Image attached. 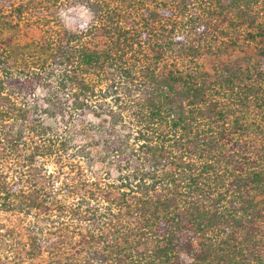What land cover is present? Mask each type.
<instances>
[{"label": "trees", "instance_id": "obj_1", "mask_svg": "<svg viewBox=\"0 0 264 264\" xmlns=\"http://www.w3.org/2000/svg\"><path fill=\"white\" fill-rule=\"evenodd\" d=\"M0 212L54 264H264V0H0Z\"/></svg>", "mask_w": 264, "mask_h": 264}, {"label": "rangeland", "instance_id": "obj_2", "mask_svg": "<svg viewBox=\"0 0 264 264\" xmlns=\"http://www.w3.org/2000/svg\"><path fill=\"white\" fill-rule=\"evenodd\" d=\"M59 17L62 24L71 31H77L81 26L93 22V13L84 5L81 4H68L63 6L59 10ZM250 52V51H248ZM251 53V52H250ZM242 54H232L231 58L236 59ZM91 121L96 123H103V121L91 116ZM103 136L97 133V129L90 127L85 133L79 132L76 137L78 143H90L94 149H99ZM93 175L100 179L105 173V166L102 163H97L93 168ZM36 221L41 227H47L43 222V215L38 219H30L19 213H5L0 212V264H54L55 256L44 252L45 248L40 247L41 254L38 253V249L32 245H29L28 237L30 231L28 223ZM53 230V229H52ZM51 230V231H52ZM49 230H44L41 233L36 229L35 234L41 239L52 240V236L48 234ZM32 234V233H31ZM33 235V234H32ZM47 249V248H46ZM35 252V256L30 259L28 253Z\"/></svg>", "mask_w": 264, "mask_h": 264}]
</instances>
